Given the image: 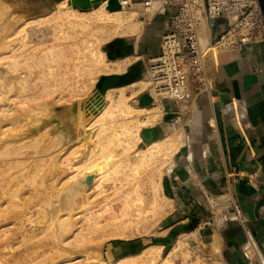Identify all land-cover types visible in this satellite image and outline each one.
<instances>
[{
  "label": "rangeland",
  "instance_id": "rangeland-1",
  "mask_svg": "<svg viewBox=\"0 0 264 264\" xmlns=\"http://www.w3.org/2000/svg\"><path fill=\"white\" fill-rule=\"evenodd\" d=\"M59 1L62 0H0V44L14 41L18 51L15 67H11L9 59L0 55V91L3 92V99L0 100V264H113L122 255L116 254L112 246L140 237L147 238L150 244H160L162 237L159 236L163 234L161 227L166 223L164 214L157 220L153 218L126 225L123 221L135 218L131 216V211H126L128 216L125 217L122 211L123 218L117 221L124 197L134 184L140 183L139 190L146 197L144 205H150L153 196L150 169L140 168L137 178L134 175L128 177L127 173L131 172L126 168H121L120 175L110 173L105 179L98 177V181L93 180L95 177L91 175L99 172L95 163L101 156L97 154L99 144L95 141L98 139L93 136V132L99 131L96 127L99 123H105V126L116 124V132L101 134V142L106 145L109 141L107 146H111L108 150L116 152H120L129 139L125 132H121L124 125L131 121H144L149 111H155L158 115L141 126L143 140L137 144L138 147L146 146L153 137L167 136L173 130L161 121L162 103L151 91L147 72L150 55L144 54L145 49L153 52L160 45V22L164 17H152L141 4L132 3L129 7L124 6L126 14L119 32L114 30V22L98 19L93 23L91 21L88 27H72L69 24V28L67 20L65 23L61 18L56 19L55 13H50ZM69 1L72 0H67V3ZM130 10L135 14L130 15ZM47 13H50L49 16L41 18ZM128 16L134 23L140 24L138 39H135L134 32L127 30ZM150 18L158 21L159 25L152 29L149 41L145 42V33L151 28ZM103 25L107 31L95 32ZM23 26H26L25 29ZM19 29L21 31L17 33ZM22 43H26V46ZM95 47L102 48L111 63L118 60L120 68H96V54L94 56L92 51ZM48 48H53V51L50 49V52ZM123 48H126L124 56L120 53ZM113 50L119 51L118 55L110 58L108 52ZM109 73L126 75L110 91V96L117 101L122 92L135 108H131L132 112L123 109L118 114L114 108L105 121L102 119L88 125L97 110L95 107H99L103 99L96 84ZM145 92L157 104L155 101L154 104H141L140 98ZM131 98L137 105L132 103ZM25 108L28 109L25 111ZM126 112L131 115L127 116ZM160 122L165 127L160 126ZM156 126H160L161 130ZM170 158L164 165L157 194L160 201H164L162 178ZM68 159L72 162L68 163ZM82 159H86V162L79 169L75 164ZM134 159V154H131L130 161ZM91 160L96 166L90 165ZM85 165H89L88 168ZM90 177L93 179L90 180ZM125 179L126 183L129 179L126 185L123 184ZM99 182L101 185L96 186ZM91 183L96 185L90 188ZM130 196L134 197L136 193L132 192ZM114 221L122 224L115 225ZM153 237L157 239L156 242L151 240ZM184 237L180 235L170 245L163 247L155 261L149 262L142 256L135 260L132 258L133 262L131 259L128 261L132 264H161L162 258L168 255L176 241L182 239L183 249L175 254V264H222L208 255L205 244L195 242L193 238L191 241L188 235Z\"/></svg>",
  "mask_w": 264,
  "mask_h": 264
},
{
  "label": "crops",
  "instance_id": "crops-1",
  "mask_svg": "<svg viewBox=\"0 0 264 264\" xmlns=\"http://www.w3.org/2000/svg\"><path fill=\"white\" fill-rule=\"evenodd\" d=\"M163 17L162 32L167 23ZM149 21L145 42L159 25L152 18ZM220 30L219 24H212V34ZM144 52L156 54L159 45L156 51ZM208 64L212 93L203 92L189 102H161V121L168 129L179 128L182 136L162 178L170 206L163 218L161 243L154 245L163 248L188 235L191 241L205 244L208 255L222 264H264V204L259 206L264 199V42L220 52ZM210 197L218 202L214 207ZM232 201L245 227L226 208ZM211 217L212 224H206ZM155 237L151 240L156 242ZM149 244L140 237L122 241L112 250L129 256Z\"/></svg>",
  "mask_w": 264,
  "mask_h": 264
},
{
  "label": "bare ground",
  "instance_id": "bare-ground-1",
  "mask_svg": "<svg viewBox=\"0 0 264 264\" xmlns=\"http://www.w3.org/2000/svg\"><path fill=\"white\" fill-rule=\"evenodd\" d=\"M119 2H120V0H119ZM109 3H110V0H72V1H69L68 3H67V0H62V1H59V3H56V6L53 8V10L50 11V13H55V18L56 19L61 18L62 21H64V22L67 20L68 26L70 24L72 27L74 25L75 26L77 25L78 27H80V26L88 27L90 25V22L92 21V23H93V21L95 19H98V21L101 20L103 22H114V25H113L114 30L116 29V31L119 32L120 29H121V26H123L124 14H126L125 11H124V6L116 8V9H112V8L109 7ZM259 7H260V5H259ZM131 10L129 11L130 15L135 14V13H131L132 12ZM49 14L47 13V14L43 15V16H41V18L47 17V16H49ZM92 18H94V19L91 20ZM126 20H129V23H128L129 27H128V29L127 28L126 29L129 30V31L134 32L133 34L136 35L135 39H138V35L140 33L139 30H141V28L139 29V25L140 24L134 23L129 16L126 17ZM125 22H128V21H125ZM56 23H57V21H56ZM60 26H63V25L60 24ZM24 27H26V26H23V28ZM23 28L21 27V29H23ZM69 28H70V26H69ZM106 29H105V25H103L102 27H100L95 32H98V33L102 32L103 33V31H107ZM75 30H76V27H75ZM18 31H21V30L19 29L16 32L18 33ZM78 31H79V29H78ZM67 32L69 33V31H67ZM59 35H61V34H59ZM92 35H94V34H92ZM7 37H8V35H7ZM101 37H102V35H101ZM10 38L11 37H9V39ZM24 38H25V36H23L22 39H24ZM95 38H96V36H95ZM98 39H100V37L97 38V41H98ZM99 41H101V40H99ZM11 42L12 43H9V44H6V45L0 44V55H1V58L9 59V65L11 67H15V65H16V63L18 61V59L16 58V56L18 54V51H17V48L15 47L16 44L14 43V41H11ZM22 44L23 45L25 44L24 46H26V43H22ZM24 46H23V48H24ZM48 49H49L50 52H51V50L53 51V48L52 49L48 48ZM57 49H59V48L57 47ZM123 49H126V48H123ZM121 50L122 49H120V53H121ZM16 51H17V53H16ZM92 51H93V55L94 56L96 54V57L94 58V61H95V64H96V68H98L99 70H107L108 68H112V69L120 68L121 64L119 63V61L118 60H114L113 63H111L110 59H107L106 53H105V51L102 48L100 49V48H96L95 47ZM45 52H47V51H45ZM118 52H117V55H118ZM53 53H55V52H53ZM125 54L126 53H121V55H123V56ZM213 57H214V55H211L209 58L212 59ZM39 67H40V65H39ZM51 72H52V70H51ZM110 74L111 73L105 75L104 77L102 76V78H100V81L96 84L97 90L100 93L103 94V99H102V103L99 105V107H95L97 110L95 111V113H94L92 119L89 121L88 125L94 124V123H96L98 121L101 122L102 119H104V121H105V117L107 118L108 114L112 113L113 112L112 109H114V108H115L117 114L119 112H122L123 109H127L128 112H130V111L132 112L131 108H135L131 103H129L128 97H126V95L122 94V92L120 94L121 97L117 101H115V99H113V97L110 96V91L113 88H115L114 86L118 85L119 83H121L125 79V78L116 79V80L115 79H110V78L107 77V76H110ZM41 79H42V77H41ZM149 82H150V80H149ZM121 88H122V86H121ZM151 91L154 94V96L158 97L157 93L154 91L153 88H151ZM2 93L3 92L1 90L0 91V100L3 99ZM41 94H42V92H41ZM17 95L19 96V94H17ZM22 97H23V95H22ZM19 98H20V96H19ZM131 100H132V103H133L134 102L133 98H131ZM154 101H155L154 99H151V102H149V104L153 103ZM156 102L157 101H155V103ZM133 104L137 105L136 101ZM1 109L4 110L5 108L1 107ZM27 109L28 108H25L24 110L26 111ZM128 109H130V110H128ZM139 110H142V108L139 109ZM145 111L146 110H144V112ZM156 111H158V110L156 109ZM147 112H148V110H147ZM113 114H111V115L113 116ZM138 114H141V113L138 111ZM9 115H11V114H9ZM126 115L128 116V115H131V114H129V113L127 114V112H126ZM155 115L156 116L158 115V114L155 113V111H154V113H153V111H149V113H147V115H146L147 118H145L144 121H140L139 123L131 121V123H129V124H127L128 123L127 121L125 123V119L127 118V117H125V119L123 121L127 125H124L123 130H121L122 126H123L122 125L120 130H121V132L122 131L125 132L128 135L129 139L127 140V138H126L127 142H125V147L122 149L124 151L123 152H121L122 150L120 151L121 153L120 152H116L115 150H112V149L108 150V148L111 146L110 144H109L110 145L109 147L107 146V143H110L109 141L106 143V145L103 142H101L102 141L101 140V137H102L101 134L103 132L107 133L108 131H110V132H116L117 131V128L115 127L116 126L115 123L113 125H111V126H105V123H99V125L96 126L97 130L99 129V131L93 132L94 133L93 134L94 138L96 139V137H97V139H98L95 142L99 144V147H98V150H97V154H99L101 156L98 159L99 161L97 160V158H95L97 160V162L96 163L94 162V163L98 165L99 172L95 173L93 171L95 174L91 173V175H93V177H95L94 179L92 178L93 180H95V181L97 180L98 181V177L105 179V177L107 175H109L110 173H113V174L114 173L115 174H117V173L119 174L120 173V174H122V169L125 170V168L128 169L131 172V173H129V172L127 173L126 172L128 177H130V176L132 177V175H134V178H137L136 174L140 170V168L150 169L149 181H150V183L152 185V190H153V196L151 197L150 205H148V206L144 205L146 197L144 196V194L142 195L141 194V190H139L140 183L132 185V189L131 190L129 189L127 191V193H126V197H124V202H123V207L121 209V213L119 212L120 214L117 215V219H118L117 221H119L121 219V217L123 216L122 215V211L124 213V217L128 216V214H126L127 213L126 211H131L130 212L131 216L133 215L135 218L127 220V221H123V223H126V225L129 224V223H133V222H137L139 224V223H141L143 221H149L150 219H153V218H154V220H157V219H159V217H161L162 215L166 214L168 212V210H169V206H170L169 198H167L163 194L164 201H160L159 200V196L157 194H158V191L160 189L159 187L161 186V177H162V174H163V171H164V165H165V163L167 161V158L168 159H169V157L172 158L174 152L179 148V145L181 144L180 138L182 136L181 135L182 132H180L179 130L175 129V130L171 131V133H169L167 136L165 135V136L160 137V138H154L153 137V139H151L147 143L146 146L138 147L137 144L143 140V137L140 135L141 126L143 124H147L148 122L153 121L154 118H155ZM112 121L115 122V120H112ZM129 122H130V120H129ZM121 134H123V133H121ZM123 135H125V134H123ZM112 136H113L112 138H114V134ZM116 136L118 137L119 135H116ZM107 137H108V135H107ZM118 139H119V137H118ZM5 142L8 143V144H10V143L12 144V142H10V143L7 142V141H5ZM120 144L118 142V145H120ZM4 147H6V146H4ZM71 149L73 151V148H71ZM70 153H71V151H70ZM15 154H17V153H15ZM131 154H134V156H135V159L133 161H130ZM68 155H69V152H68ZM94 155H96V154H94ZM94 155H93V157H94ZM66 157H68V156H66ZM69 159H68V161H69ZM88 159H89V157H88ZM84 161L86 162V159L85 160L82 159L81 161H79L75 165H77V167L80 169L82 164L85 163ZM88 161H90V160H88ZM70 162H72V161H69L68 163H70ZM95 164H93V161H92L90 165L96 166ZM85 166H86V168H88L89 165L88 166L85 165ZM85 166H83V167L85 168ZM78 168H77V170H79ZM0 174H1V172H0ZM157 175H158V178L156 177ZM91 177L89 178L90 180H92ZM104 179H101V180L99 179V180L103 181ZM123 180H124V177H123ZM128 181H129V179H128ZM128 181H127V183H128ZM134 181H135V179H134ZM124 183H125V185L127 184L126 183V179H125V182L123 181V184ZM89 185H90L89 187L91 188V187L95 186L96 183H95V185L94 184L92 185V183L89 184ZM99 185H101L100 182L96 186H99ZM103 191H105V190L103 189ZM132 192H135L136 196H134V197L130 196V194ZM128 209H130V210H128ZM77 216H79V215H77ZM114 218H115V216H114ZM114 224L115 225H121L122 222H115L114 221ZM123 227H124V225H123ZM115 228L116 227H114V229ZM120 229L121 228H119V230ZM115 231H118V229L115 230ZM122 233H124V232L122 231ZM185 237H186V235H185ZM184 240H186V239H184ZM182 241H183L182 239L179 240V241H176V243L174 244L172 249L169 251L168 255H166L164 258H162V261H161L162 263L161 264H175L174 256H175L176 253L182 251V249H183L182 248L183 247V243H181ZM185 243L187 244V242H185ZM161 249H162L161 245L152 244V245L146 246L144 249H142L140 252H138L136 254L129 255V256H122V257L116 259V261L113 262V264H132L133 259L135 260L136 257H140L141 258V256L144 257L147 261L152 262V261H155L159 257ZM129 259L132 260L131 263L128 261Z\"/></svg>",
  "mask_w": 264,
  "mask_h": 264
},
{
  "label": "built area",
  "instance_id": "built-area-1",
  "mask_svg": "<svg viewBox=\"0 0 264 264\" xmlns=\"http://www.w3.org/2000/svg\"><path fill=\"white\" fill-rule=\"evenodd\" d=\"M131 6L134 0H120ZM147 13L165 15L159 52L148 58L147 72L150 88L161 102L173 99L180 102L195 100L203 92L212 93L209 57L220 52H233L241 45L264 42V18L258 0H143ZM213 23L221 30L211 33ZM215 128V123L210 122ZM211 206L218 202L208 198ZM242 226L245 220L237 204L227 207ZM213 217L206 224H212ZM249 256L247 251H244Z\"/></svg>",
  "mask_w": 264,
  "mask_h": 264
},
{
  "label": "water",
  "instance_id": "water-1",
  "mask_svg": "<svg viewBox=\"0 0 264 264\" xmlns=\"http://www.w3.org/2000/svg\"><path fill=\"white\" fill-rule=\"evenodd\" d=\"M258 2H259L260 9H261V12H262V15H263V18H264V0H258ZM109 7L112 8V9H116V8L121 7V3L119 2V0H110ZM121 53H126V49H122ZM108 56L109 57H116L117 56V51L113 50L112 52H108ZM125 76L126 75H117V74H115V75H110V76H107V77L110 78V79H115L116 80V79L126 78ZM149 102H151V95L148 92L143 93L141 95V98H140V103L141 104H147ZM263 204H264V199L261 200L259 206H261Z\"/></svg>",
  "mask_w": 264,
  "mask_h": 264
}]
</instances>
